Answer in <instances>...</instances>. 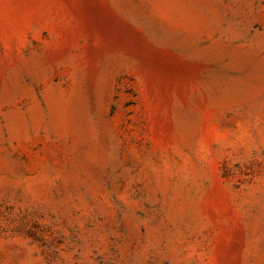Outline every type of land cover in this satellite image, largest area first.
<instances>
[{
	"label": "rangeland",
	"instance_id": "obj_1",
	"mask_svg": "<svg viewBox=\"0 0 264 264\" xmlns=\"http://www.w3.org/2000/svg\"><path fill=\"white\" fill-rule=\"evenodd\" d=\"M0 264H264V0H0Z\"/></svg>",
	"mask_w": 264,
	"mask_h": 264
}]
</instances>
